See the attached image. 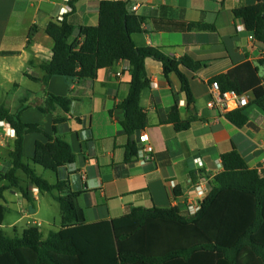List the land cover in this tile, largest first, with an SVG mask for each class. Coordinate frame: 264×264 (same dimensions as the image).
Returning <instances> with one entry per match:
<instances>
[{"label":"crops","instance_id":"obj_1","mask_svg":"<svg viewBox=\"0 0 264 264\" xmlns=\"http://www.w3.org/2000/svg\"><path fill=\"white\" fill-rule=\"evenodd\" d=\"M101 1L75 3V11L69 17L75 27L71 42L78 38L81 27L99 23ZM127 1L131 13L145 18L143 32L133 35L138 47L158 48L174 59L189 56L205 64L197 72L181 67L194 95L189 109L178 77L172 73L166 77L160 62L146 59L151 87L143 90L141 105L148 113L149 126L135 140L122 133L119 120L123 114H111L129 94L131 68L127 62L100 70L94 80L52 76L45 86L28 76H44L41 65L51 60L55 45L46 27L70 12L68 0H0V105L16 113L20 101L26 98L21 120L40 125L46 133L70 145L75 157L64 166L63 190L79 197L89 223L111 221L138 207L187 210L188 203L198 201L197 185H204L207 193L211 191V180L223 170L221 157L231 151L239 152L250 168L264 172V111L250 105L246 111L248 125L238 127L226 118L225 112L208 107L215 76L250 62L260 66V76L264 78V45L251 41L245 29H238L243 23L234 13L255 5L257 0ZM172 22L206 24L214 30H182L173 27ZM47 93L69 101V111L53 104ZM248 96L250 101L252 94ZM177 100L183 120L197 117L182 132L171 124H160L161 116L168 114ZM6 129L0 125V170L4 171L10 167L9 152L16 139V134ZM48 140L43 134H28L23 145L25 156L33 158L36 142ZM134 141L140 155L132 165L123 168L126 146ZM148 147L153 149L154 161L146 166L141 161ZM198 159L203 166L197 163ZM176 188L178 196L173 194ZM9 193L13 194L10 198ZM3 196V203L10 209L5 221L13 213L19 217L9 224L15 234L20 232V221L23 230L60 225V221L59 225L58 221L52 225L35 220L42 208L39 192H32L31 201L17 190Z\"/></svg>","mask_w":264,"mask_h":264},{"label":"trees","instance_id":"obj_2","mask_svg":"<svg viewBox=\"0 0 264 264\" xmlns=\"http://www.w3.org/2000/svg\"><path fill=\"white\" fill-rule=\"evenodd\" d=\"M78 0H68L71 8L63 19L49 22L46 33L54 40L52 58L41 65L45 86L52 76L96 79L98 72L125 61L131 68L129 94L111 114L120 111L119 122L123 135L136 136L148 128V113L141 105L144 89L151 87L146 59L163 66L164 75L175 74L186 93L188 107L194 95L181 67L199 71L204 63L189 56L174 59L158 48L138 47L133 35L143 32L145 18L129 10V1H101L99 23L81 27L79 36L71 42L75 27L69 20ZM247 32L264 45V0L253 6L235 10ZM182 30L211 31L214 27L197 23H171ZM35 26L32 30H35ZM31 41V39L29 40ZM264 65V60L261 61ZM260 66L247 62L234 67L227 74L215 76L222 92L252 94L249 105L227 112L226 118L235 126L248 125L246 114L250 105L264 111V78ZM53 104L69 111L70 102L47 93ZM26 98L20 101L18 112L13 113L0 105V122L5 121L15 131L14 147L9 152L10 167L0 170V225H4L9 208L4 193L19 191L31 201L34 189L40 195L48 194L60 206L58 227H28L12 237L0 231V264H264V172L250 168L248 161L237 151L221 157L223 170L211 180L197 214L192 215L179 207L134 208L129 214L111 221L87 222L79 197L66 193L64 166L74 160L69 144L60 137L46 133L40 125L29 124L20 116ZM42 110V108H40ZM194 115L183 120L178 100L169 113L161 116L160 124H171L177 132L186 131ZM43 134L49 140L37 141L35 155L24 154V140L29 134ZM137 141L126 146L123 168L132 165L139 156ZM151 164V163H149ZM148 164V165H149ZM38 167L52 172L56 182L38 172ZM176 188L174 196H178ZM3 200V201H2Z\"/></svg>","mask_w":264,"mask_h":264},{"label":"built area","instance_id":"obj_3","mask_svg":"<svg viewBox=\"0 0 264 264\" xmlns=\"http://www.w3.org/2000/svg\"><path fill=\"white\" fill-rule=\"evenodd\" d=\"M238 29L240 31L245 29L244 24L239 26ZM250 40L253 42L256 41L253 34H250ZM117 75L120 76V73H118ZM248 105H249V96L248 95L242 96L241 94H239L235 90H231L228 92H222L218 82L215 81V82L211 83V85H210V98L208 101V107L210 109L217 108L219 111L227 113V112L237 110L240 108H242V109L246 108ZM0 125L6 127L7 128L6 130L8 132H11L12 135L15 133V131L10 127L9 124H6L5 121H1ZM144 151L146 153L142 157L141 162L147 166L149 163L154 161L153 149L151 147H148V148L144 149ZM139 155H140V152H139ZM197 163H199L200 166H203V162L200 159L197 160ZM33 191L38 192L37 189H34ZM207 191H208V189H206L204 187V185H202V184H199L195 187V193L198 197V201L195 204H193L192 202L188 203L187 211L189 213H191L192 215H195L199 212L200 207H201V203H202L203 199L205 198V196L207 195Z\"/></svg>","mask_w":264,"mask_h":264},{"label":"rangeland","instance_id":"obj_4","mask_svg":"<svg viewBox=\"0 0 264 264\" xmlns=\"http://www.w3.org/2000/svg\"><path fill=\"white\" fill-rule=\"evenodd\" d=\"M37 170L40 174H43L44 176L46 175L47 178L51 180L52 183H54L53 181H55V177H54V174H52V172L44 171L41 167H38ZM1 185L2 184H0V186ZM11 196H13V194L11 193L7 195L8 198H10ZM41 204H42V208L40 209L38 215L34 217L35 220H41L42 224H44L43 222H50L52 225L54 221H58L57 223L59 225L60 211H61L59 204H57L48 194H44L41 196ZM18 218L19 217L17 216L16 213L10 214L9 217L7 218V222L6 221L4 222L6 224L4 226L0 225V231L3 230L6 235L12 237L15 233L13 229L9 228V224L11 221H14L15 219H18ZM45 226H48V225H45ZM18 228L21 233L24 228L23 221H20Z\"/></svg>","mask_w":264,"mask_h":264},{"label":"water","instance_id":"obj_5","mask_svg":"<svg viewBox=\"0 0 264 264\" xmlns=\"http://www.w3.org/2000/svg\"><path fill=\"white\" fill-rule=\"evenodd\" d=\"M132 139L135 140L136 139V136H132Z\"/></svg>","mask_w":264,"mask_h":264}]
</instances>
